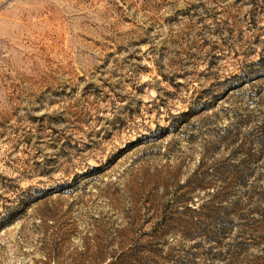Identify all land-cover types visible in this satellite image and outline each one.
Masks as SVG:
<instances>
[{"label": "rangeland", "instance_id": "374dc122", "mask_svg": "<svg viewBox=\"0 0 264 264\" xmlns=\"http://www.w3.org/2000/svg\"><path fill=\"white\" fill-rule=\"evenodd\" d=\"M0 264H264V0H0Z\"/></svg>", "mask_w": 264, "mask_h": 264}]
</instances>
